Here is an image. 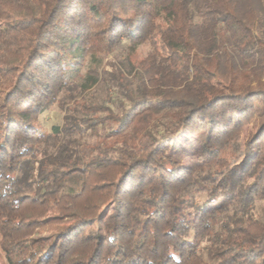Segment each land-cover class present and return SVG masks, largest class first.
I'll list each match as a JSON object with an SVG mask.
<instances>
[{"label":"trees","instance_id":"16d2710c","mask_svg":"<svg viewBox=\"0 0 264 264\" xmlns=\"http://www.w3.org/2000/svg\"><path fill=\"white\" fill-rule=\"evenodd\" d=\"M263 115L264 0H0V264H264Z\"/></svg>","mask_w":264,"mask_h":264},{"label":"rangeland","instance_id":"374dc122","mask_svg":"<svg viewBox=\"0 0 264 264\" xmlns=\"http://www.w3.org/2000/svg\"><path fill=\"white\" fill-rule=\"evenodd\" d=\"M157 48H158L161 55L167 56V54H168L167 49L164 47L160 38H157ZM149 49H150V47L148 44L137 45L135 47V50H133L130 53L131 60L137 61V60L141 59ZM127 50L128 49L126 46H123V47L117 49L115 51V54L118 56V59H123L126 55ZM113 59H115V56ZM99 61L100 60L94 59V58L88 56L86 58L85 63H84V67H82L81 72H80V74H81V76H83V78H78L77 81L82 82L84 80V75L86 74L88 69L91 67L93 68L95 63L98 64ZM104 62H105V59L101 63V66L104 65ZM130 77H131L130 75L125 74L123 76V81H122L125 85L129 84L128 85L129 87L133 85V84L131 85V82L129 83ZM118 96H120V94L116 90L109 89L108 87H106V84L100 85L99 83H97V84H94L93 86H91L89 89H85L81 92H76V97L74 98V100L68 99L69 101L66 103L67 104L66 107H72L76 103L80 104V103L96 102V101H103L105 105H110V106L114 107L113 106L114 105L113 100H115V98ZM64 112H65V109L60 108V106L57 103H54L53 105H51L49 107L48 110L43 112L39 116V123L43 127L44 131H46V132L50 131L51 127L53 125H61L63 122ZM259 119H264V115L263 116H255L254 119L250 123H248L242 127L240 137H239V144L241 146L242 153L244 151L243 143L248 137H250L251 135H253L256 132L257 122ZM112 140H113L112 137L104 138V137L95 136V135L87 137V139H86V141H89V142L102 143L105 145ZM222 154L225 156H230L232 153L230 150L226 149V150H223ZM261 203H263V201H256L255 202V207L253 208V210L256 213L260 212ZM109 211H110V209L106 208L103 211V214H108ZM48 231L49 230L44 231L43 234H45V233L47 234ZM2 258H3V253L0 250V260Z\"/></svg>","mask_w":264,"mask_h":264}]
</instances>
